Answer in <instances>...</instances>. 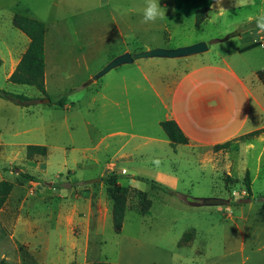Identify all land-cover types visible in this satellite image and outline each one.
Returning <instances> with one entry per match:
<instances>
[{"label":"rangeland","instance_id":"rangeland-1","mask_svg":"<svg viewBox=\"0 0 264 264\" xmlns=\"http://www.w3.org/2000/svg\"><path fill=\"white\" fill-rule=\"evenodd\" d=\"M145 3L0 0V91L29 99L17 105L0 97V181L13 183L0 209V264H264V131L238 138L222 154L172 148L161 142L168 141L157 124L164 111L147 82L119 95L118 77L126 65L84 86L124 47L146 51L200 42L207 50L198 55L134 62L158 93L188 69L221 60L251 81L249 70L264 68V32L249 18L264 11V0L237 5L221 0L220 6L216 0H160L165 16L147 24ZM203 7L209 10L197 27L196 11ZM27 12L46 27V96L8 81L28 42L12 17ZM231 33L237 34L226 38ZM249 38L262 45L240 53ZM130 77L139 79L137 73ZM102 93L118 104L103 105ZM62 97L66 102L59 106ZM259 126L264 127V114L253 110L246 129ZM118 131L125 135H109ZM28 145L46 147L47 155L27 158ZM109 164L117 186L127 191L119 233L102 181ZM94 179L100 181L88 183ZM139 193L150 201L147 216L137 212ZM210 197L226 203L191 205Z\"/></svg>","mask_w":264,"mask_h":264},{"label":"crops","instance_id":"crops-1","mask_svg":"<svg viewBox=\"0 0 264 264\" xmlns=\"http://www.w3.org/2000/svg\"><path fill=\"white\" fill-rule=\"evenodd\" d=\"M25 16L31 15L27 12ZM32 19L39 21L38 18ZM27 40L26 48L29 43L28 38ZM246 42L248 45L241 48L240 53L245 52L242 50L254 43L255 40L249 38ZM25 50L17 58L16 65ZM140 51H131L124 47L114 56L125 52L137 53ZM134 61L126 64L124 70L119 73L118 88L121 89L119 95L125 97L128 86L133 85L134 88L139 89L140 80L146 81L154 96L158 98L161 105L160 109L164 111L161 118L157 120V124L159 125L164 120L175 121L189 141L186 146L192 149L207 148L213 150L215 145L225 142L233 143L238 138L252 132L264 131L262 126L246 129L253 110L264 114V93L260 90V87L262 89L264 87L256 79V72L260 69L249 70L251 81H246L245 79L248 77L245 75L246 73L242 74L239 69H236L226 60H221V63L202 64L188 69L174 80L167 81L163 86L162 93H158L143 73L141 66ZM11 73L12 71L9 75ZM136 73L139 75V79H132L130 74L135 76ZM106 86L109 85L105 84L104 87ZM102 99L103 105L106 103L116 105L119 102L114 100L110 93H102ZM124 101L128 105L127 101ZM115 134L125 135L121 131L109 135ZM131 136L135 135L131 134ZM161 142L169 144L167 140L161 139ZM218 152L223 153V151ZM119 157L130 158V155L122 154ZM108 169L114 170V165L109 164Z\"/></svg>","mask_w":264,"mask_h":264},{"label":"trees","instance_id":"trees-1","mask_svg":"<svg viewBox=\"0 0 264 264\" xmlns=\"http://www.w3.org/2000/svg\"><path fill=\"white\" fill-rule=\"evenodd\" d=\"M207 7H203L196 11V25L199 27L200 23L205 19L208 12ZM12 25L15 29L23 33L28 39L29 43L19 59L14 70L8 77V81L17 85H26L34 87L42 96H46L45 83H44V71H45V60H44V39H45V25L27 17L25 15L15 14L12 17ZM259 42H254L251 45L244 48L242 51L250 50L259 46ZM264 48V45H263ZM258 81L264 86V68L256 72ZM0 97L13 102L17 105H24L29 101L28 98L21 95L11 94L5 91H0ZM66 98L62 97L56 101L59 106H64ZM51 104V102H50ZM160 128L164 132L169 144L172 148L177 145H187L189 143L186 136L183 134L177 123L173 120H164L160 122ZM261 131H255L242 137L251 138L258 135ZM231 142H225L223 144L215 145L213 147L214 152L225 151L230 148ZM47 155V149L44 146L28 145L26 147V157L32 158L34 156L45 157ZM21 176L30 178L32 181L35 179L31 178L25 173H21ZM117 173L115 170H111L106 176L102 177V181L106 183L108 187V194L112 203L111 206V218L114 231L119 233L122 228L123 218L127 209V191L117 186ZM137 180L144 181L145 183L159 189L158 184L147 179L136 177ZM229 179V178H227ZM226 179V180H227ZM244 186L246 192L250 193L251 180L249 173L246 172L244 178ZM13 189V183L9 181H0V209L5 204L8 196ZM161 189V188H160ZM165 192H169L166 188H162ZM139 206L138 214L141 216H147L150 214V201L145 193H139Z\"/></svg>","mask_w":264,"mask_h":264},{"label":"water","instance_id":"water-1","mask_svg":"<svg viewBox=\"0 0 264 264\" xmlns=\"http://www.w3.org/2000/svg\"><path fill=\"white\" fill-rule=\"evenodd\" d=\"M237 33H231L226 36V38L231 37L233 35H236ZM207 50V46L204 43H195L189 46L179 47L175 49H161V48H155L151 50L141 51L138 53L130 54L128 52L122 53L116 57H114L111 61L108 62V64L100 70L97 74L92 76L85 84L84 86L89 85L90 83L96 81L103 75H105L110 70L117 68L122 65L130 64L134 60L142 59V58H184L189 56H194L201 54ZM43 103H48L49 100H43ZM100 181V179H94L88 181V183H95ZM226 203L225 200L221 198H204L199 202H193L191 205L199 206H221Z\"/></svg>","mask_w":264,"mask_h":264},{"label":"clouds","instance_id":"clouds-1","mask_svg":"<svg viewBox=\"0 0 264 264\" xmlns=\"http://www.w3.org/2000/svg\"><path fill=\"white\" fill-rule=\"evenodd\" d=\"M248 0H236L237 4H246ZM217 6L221 5V0H216ZM221 13L224 12V8L219 7ZM165 16V10L160 6V0H146L145 7L143 9V18L142 22L147 23H155L158 19H162ZM249 19H254L256 28L260 32H264V11H261L258 15L254 17H250ZM155 163H159L156 161Z\"/></svg>","mask_w":264,"mask_h":264}]
</instances>
